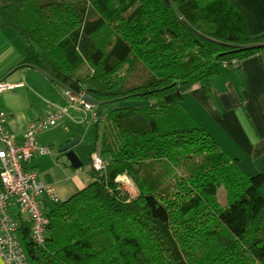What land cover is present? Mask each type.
<instances>
[{
  "label": "trees",
  "instance_id": "16d2710c",
  "mask_svg": "<svg viewBox=\"0 0 264 264\" xmlns=\"http://www.w3.org/2000/svg\"><path fill=\"white\" fill-rule=\"evenodd\" d=\"M0 26L33 66L99 104L136 100L96 121L102 176L50 208L37 264H264V171L237 157L183 104L233 62L264 51L235 0H0ZM238 65V66H239ZM103 123V126H100ZM128 174L130 198L116 178ZM1 185V183H0ZM226 189V204L218 199Z\"/></svg>",
  "mask_w": 264,
  "mask_h": 264
},
{
  "label": "crops",
  "instance_id": "0c3cea01",
  "mask_svg": "<svg viewBox=\"0 0 264 264\" xmlns=\"http://www.w3.org/2000/svg\"><path fill=\"white\" fill-rule=\"evenodd\" d=\"M235 1L246 14L250 31L253 34L264 32V0ZM26 47L24 37L14 27L0 26V81L23 83L0 93V111L7 113L9 127L18 142L23 140L30 120L64 108L67 109L66 118L72 108L69 96L73 92L36 67H18L26 57ZM210 84L209 93L200 84L194 85L185 93L183 104L226 153L239 159L241 167L250 160L254 161L251 164L254 168L260 169L256 172L264 171V51L241 61L239 66L231 68L227 76H213ZM40 86L51 91L43 93ZM40 133L37 141L50 146L52 152H36L26 165L37 170L41 181L54 186L60 201L67 200L92 181L93 168L84 176L81 171L70 169V161L60 159L61 155L66 157L65 153L59 151L56 154L52 147L55 142L63 140L56 130L43 136ZM69 141L66 139L60 144L62 146ZM41 199L46 208L56 203L47 196ZM9 210L14 216H19L16 204L10 203ZM19 233L24 243L22 228ZM0 264H7L1 255ZM27 264L37 263L28 255Z\"/></svg>",
  "mask_w": 264,
  "mask_h": 264
},
{
  "label": "built area",
  "instance_id": "2783aa9c",
  "mask_svg": "<svg viewBox=\"0 0 264 264\" xmlns=\"http://www.w3.org/2000/svg\"><path fill=\"white\" fill-rule=\"evenodd\" d=\"M238 65L239 62L235 60L233 66ZM22 84L0 81V93ZM85 95L84 91L70 93V104H79L83 110L92 111V120L98 121L99 116L93 111V105L84 98ZM66 112L65 108L55 109L43 117L30 120L26 125L23 140L18 142L9 127L7 113L0 111V255L7 264H27L28 253L19 233L23 223H27L30 228L31 240L38 245L45 243L50 219L42 208L41 197L47 196L52 202L60 201V197L53 185L41 181L37 170L27 167L26 164L36 152H52L50 146L39 144L37 135L43 129L63 120ZM92 168L99 176L105 174L107 161L101 153H92ZM116 181L130 198L139 194L136 183L128 174L119 175ZM10 203L17 205L19 216L16 217L10 212Z\"/></svg>",
  "mask_w": 264,
  "mask_h": 264
},
{
  "label": "rangeland",
  "instance_id": "374dc122",
  "mask_svg": "<svg viewBox=\"0 0 264 264\" xmlns=\"http://www.w3.org/2000/svg\"><path fill=\"white\" fill-rule=\"evenodd\" d=\"M0 21H1V16H0ZM44 86H40L43 93L46 92L48 93L49 91H51L50 89L45 88ZM56 86H58V88H61L60 85H56ZM137 103L138 102L136 100L103 103V104L93 105V111L100 117V120H102L106 116V114L113 108L123 105H136ZM95 123L96 121L92 120V111H85L82 109L81 105L76 104L72 106V108L70 109L69 117L67 116L63 120H60L54 126H50L46 129H43L40 133V136H43V134L48 131L56 130V132L59 134V137L63 139L61 140L62 142L65 141L66 139H70V141L77 140V142L73 146L74 148L73 150L78 154L81 160V165L75 168H73V166L70 167L71 165H69V168L72 170L81 171L82 172L81 175L84 176L86 172L88 171L91 172L90 169L92 168V153L95 152L101 153L99 144L96 142ZM100 126L102 127L103 123H100ZM62 142H55V144H52V147L54 148L56 154L59 153V149L61 147L60 143ZM60 159L69 162V160L64 155H61ZM253 162L254 161L251 162L250 160L249 161L246 160L242 169L248 174L258 173L256 171H260V169L258 170L257 168H254L251 165L253 164ZM69 163L71 164V162ZM123 181H125V178L123 179ZM262 192L264 193V186L262 187ZM218 199L220 203L223 205L226 204L227 202L226 189L223 186L219 188ZM23 245L26 249L25 243H23Z\"/></svg>",
  "mask_w": 264,
  "mask_h": 264
},
{
  "label": "water",
  "instance_id": "95a60500",
  "mask_svg": "<svg viewBox=\"0 0 264 264\" xmlns=\"http://www.w3.org/2000/svg\"><path fill=\"white\" fill-rule=\"evenodd\" d=\"M84 98L88 102H90L92 105H98L99 104V102L96 99H94L92 96H90L88 94H86L84 96ZM76 142H77V140L66 142L65 144H63L60 147L59 151L65 153L66 157L69 159L72 166L79 167L81 165V160H80L78 154L72 149Z\"/></svg>",
  "mask_w": 264,
  "mask_h": 264
}]
</instances>
